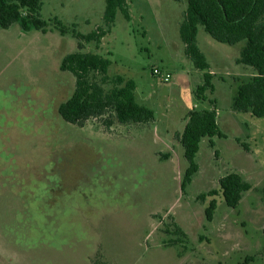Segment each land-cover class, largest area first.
Wrapping results in <instances>:
<instances>
[{
  "label": "rangeland",
  "instance_id": "obj_1",
  "mask_svg": "<svg viewBox=\"0 0 264 264\" xmlns=\"http://www.w3.org/2000/svg\"><path fill=\"white\" fill-rule=\"evenodd\" d=\"M41 2L48 33L0 29V264H264V119L231 109L249 81L233 76L250 75L236 67L245 42L219 43L199 26V48L218 73L200 100L204 73L180 38L186 0H127L130 21L118 11L101 43L82 51L112 61L107 92L116 76L134 80L158 122L114 119L109 128L106 116L81 127L58 112L76 85L58 66L79 51L74 32L107 30L106 0ZM213 108L224 137L214 147L202 140L198 173L182 191L185 113ZM230 173L251 185L234 209L219 186Z\"/></svg>",
  "mask_w": 264,
  "mask_h": 264
},
{
  "label": "trees",
  "instance_id": "obj_2",
  "mask_svg": "<svg viewBox=\"0 0 264 264\" xmlns=\"http://www.w3.org/2000/svg\"><path fill=\"white\" fill-rule=\"evenodd\" d=\"M186 2L187 10L180 28V38L186 46L187 58L198 70L206 72L204 83L198 88L202 97L198 98L205 100L207 91H215L214 75L207 72L210 65L197 44L199 26H202L219 43L233 46L245 42L237 63L252 67L256 73L249 81L239 85L232 109L264 119V0ZM42 6L41 0H0V29H9L15 23H20L26 32H48L49 23L41 17ZM118 11L130 21L127 0H106L104 22L107 30H96L89 35L74 32L79 51L67 55L60 66L61 71L70 72L76 79L73 95L58 109L66 123L82 127L90 119L109 116L111 119L106 121V126L111 128L114 119L120 124H149L156 120L154 110L138 102L134 80L116 76V86L107 92L104 84L111 79L109 70L112 61L100 54L82 51L83 42L101 43L102 38L113 28ZM56 22L60 34L67 35L69 28L59 20ZM99 76L101 81L97 80ZM216 136L224 137L218 125L216 108L193 110L187 115V123L180 135L184 157L189 165L182 180V191L186 190L198 173L196 157L202 140L210 138V145L214 147L212 139ZM219 186L226 205L233 209L238 207L244 193L251 189V185L238 173H230L221 178ZM215 194L217 192L214 191L210 195ZM216 207L214 200L206 210L208 221H212Z\"/></svg>",
  "mask_w": 264,
  "mask_h": 264
},
{
  "label": "crops",
  "instance_id": "obj_3",
  "mask_svg": "<svg viewBox=\"0 0 264 264\" xmlns=\"http://www.w3.org/2000/svg\"><path fill=\"white\" fill-rule=\"evenodd\" d=\"M20 24V23H19ZM21 25V24H20ZM21 28H22V26H21ZM23 30V29H22ZM24 31V30H23ZM32 31V30H31ZM49 31V30H48ZM24 32H26V31H24ZM28 32H30V31H28ZM42 32V31H41ZM42 33H44V32H42ZM46 33H48V32H46ZM46 33H44V34H46ZM199 34H200V32H198V36H197V44H198V37H199ZM66 36V35H65ZM65 36H63V37H65ZM58 41H60L59 39H58ZM47 45H45L44 47H43V49H42V51L43 50H46V51H48L49 50V43H46ZM199 46V45H198ZM184 49H186V46L184 45ZM204 54V53H203ZM67 55H69V54H67ZM67 55H62V56H64V57H62V60L67 56ZM239 59V58H238ZM238 59L236 60V67H242V66H244V67H242L244 70H247V71H250V75H248V76H245V75H243V73H234L233 74V76L235 77V78H239L240 80H243V78H247V79H251L252 77H254L255 76V70H248V69H250L247 65H243V64H239V63H237V61H238ZM62 60H61V63H62ZM61 63L59 64V69H60V66H61ZM209 63V62H208ZM209 65H210V69L207 71V72H210L211 74H213L214 76L215 75H217L218 73H215V71H213V69H212V66H211V64L209 63ZM241 68V69H242ZM197 69V68H196ZM61 70V69H60ZM198 70V69H197ZM200 71V70H199ZM201 72H203V71H201ZM204 74L206 73V72H203ZM162 74V73H161ZM204 74H203V83H204ZM226 75H229V73H225ZM167 75H169L170 76V78H171V75L170 74H167ZM166 75V76H167ZM203 85V84H202ZM201 86V85H200ZM236 96V95H235ZM235 96H234V98H235ZM234 98H233V100H234ZM233 104V103H232ZM232 106V105H231ZM232 109V108H231ZM195 110V109H194ZM206 110H208V109H206ZM216 110H217V108H216ZM233 110V109H232ZM191 111H193V110H189V111H187L186 113H185V117H184V120H185V122L187 123V115L191 112ZM202 111V110H201ZM218 111V110H217ZM234 111V110H233ZM218 113V112H217ZM219 114V113H218ZM158 121H157V119L153 122L154 124H156ZM123 125H127V124H123ZM140 125V124H139ZM146 125V124H145ZM185 128V127H184ZM172 130L173 129H169V128H167L166 129V135L165 136H171L172 135ZM158 131H159V129H158ZM159 133V132H158ZM160 136V135H159ZM164 136V135H163ZM163 136H162V138H163ZM214 141V140H213Z\"/></svg>",
  "mask_w": 264,
  "mask_h": 264
},
{
  "label": "built area",
  "instance_id": "obj_4",
  "mask_svg": "<svg viewBox=\"0 0 264 264\" xmlns=\"http://www.w3.org/2000/svg\"><path fill=\"white\" fill-rule=\"evenodd\" d=\"M154 73L157 74V75H159V76H162L161 71H160L158 68H156V69L154 70ZM169 78H170V76L167 75V76H165V77L163 78V80H164L165 82H168V81L170 80Z\"/></svg>",
  "mask_w": 264,
  "mask_h": 264
}]
</instances>
